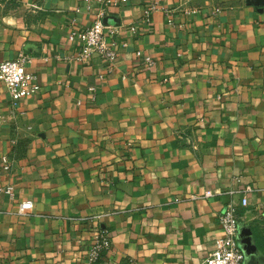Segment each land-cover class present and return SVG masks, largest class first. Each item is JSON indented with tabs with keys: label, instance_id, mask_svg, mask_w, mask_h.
I'll use <instances>...</instances> for the list:
<instances>
[{
	"label": "crops",
	"instance_id": "crops-1",
	"mask_svg": "<svg viewBox=\"0 0 264 264\" xmlns=\"http://www.w3.org/2000/svg\"><path fill=\"white\" fill-rule=\"evenodd\" d=\"M105 14L116 58L79 59L69 32ZM20 52L41 88L0 80V264H85L96 225L95 264H202L230 203L264 263V3L0 0V61Z\"/></svg>",
	"mask_w": 264,
	"mask_h": 264
},
{
	"label": "built area",
	"instance_id": "built-area-1",
	"mask_svg": "<svg viewBox=\"0 0 264 264\" xmlns=\"http://www.w3.org/2000/svg\"><path fill=\"white\" fill-rule=\"evenodd\" d=\"M157 8L158 5L153 2L151 9L155 10ZM105 28L106 24L103 22L102 17H99L93 24L84 29H72L69 32L68 37L81 44V50L77 56L79 59L92 53H97L110 61L116 58L117 49L114 42L107 39ZM137 54H142V51L137 50ZM145 58L150 63L154 62L151 55H146ZM32 60L33 56L30 53L20 52L15 57L0 61V80L5 83L14 102L36 94L41 88L37 74L28 68V64ZM4 168H10L8 156L4 157ZM0 191L12 196L15 193V186L13 184L0 186ZM212 193L211 189L205 191L206 195H211ZM242 203H248L247 196L242 198ZM33 205L32 199L23 200L19 204V212L25 213ZM218 223L221 233L215 237V247L205 257L202 264H242L245 254L238 239L241 222L235 203L228 204L219 213ZM111 246L112 240L108 231L100 225L94 226L92 240L86 250L85 264H95L104 252H108L111 249Z\"/></svg>",
	"mask_w": 264,
	"mask_h": 264
},
{
	"label": "water",
	"instance_id": "water-1",
	"mask_svg": "<svg viewBox=\"0 0 264 264\" xmlns=\"http://www.w3.org/2000/svg\"><path fill=\"white\" fill-rule=\"evenodd\" d=\"M249 2H254L256 4L264 3V0H248ZM118 16L115 14H105L102 17V20L105 24H113L118 21ZM238 239L240 242V245L244 251L245 254V262L244 264H250L248 263V260L256 259L254 263L251 264H260L262 261L258 258V248L256 243L254 242L253 237V230L251 227L247 225H241L239 228V234Z\"/></svg>",
	"mask_w": 264,
	"mask_h": 264
}]
</instances>
